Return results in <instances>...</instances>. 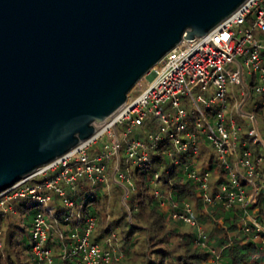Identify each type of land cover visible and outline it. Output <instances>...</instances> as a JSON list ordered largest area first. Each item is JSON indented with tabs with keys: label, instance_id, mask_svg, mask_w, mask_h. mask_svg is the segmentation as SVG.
Segmentation results:
<instances>
[{
	"label": "built area",
	"instance_id": "obj_1",
	"mask_svg": "<svg viewBox=\"0 0 264 264\" xmlns=\"http://www.w3.org/2000/svg\"><path fill=\"white\" fill-rule=\"evenodd\" d=\"M253 76L257 79L255 91L264 95V0H245L206 34L192 39L183 38L146 75L148 81L144 88L130 93L108 120L96 124L91 137L0 192V217L7 219L10 213H16L15 199L32 198L44 206V211L35 214L31 229L36 264H56L54 248L48 243L59 241L64 261L110 264L114 256L122 255L119 253L118 236L113 234L107 238V245L94 241L95 218L88 217L84 227L80 228L81 215L78 214L75 219L78 224L73 227V212L61 217L54 213L50 205L53 195H58L66 208L75 209L67 188L76 190L77 181L86 176L94 184L102 182L108 185L112 177L126 188L127 196V185L133 183L129 167L126 170L120 167L121 152L126 163L138 167H151L154 164L152 152L160 145L164 146L174 164L179 163L182 155L196 162L204 155L200 143L202 135L228 171L230 181L222 184L215 196H211L209 178L212 171L206 160L195 167L185 164L186 176L200 184L199 195L206 203L223 200L227 207L240 204L244 211L243 229L250 232V224L254 225L256 231L250 234V238L261 243L264 250V227L248 210L256 199L258 186L254 175L263 157L255 159L250 150L239 151L242 125L235 116L248 117L250 136L254 142L262 141L253 113L244 111L250 94L248 78ZM227 78L231 83L243 86L242 98L235 95L232 102L229 100ZM183 99L192 103L191 109L183 106ZM164 104L168 106L167 110L163 108ZM148 116L157 118L158 127L148 131L144 137H132L134 130ZM95 146L99 149L92 154L91 149ZM154 175L159 178L160 172L156 171ZM36 177L44 179L32 183ZM155 195L161 196L158 189ZM161 204L167 207L164 200ZM183 210L174 216L197 226L201 243L205 244L206 234L192 216L188 202ZM210 250L213 253L211 260L218 264L220 252L214 248Z\"/></svg>",
	"mask_w": 264,
	"mask_h": 264
},
{
	"label": "water",
	"instance_id": "obj_2",
	"mask_svg": "<svg viewBox=\"0 0 264 264\" xmlns=\"http://www.w3.org/2000/svg\"><path fill=\"white\" fill-rule=\"evenodd\" d=\"M244 1L0 0V192L91 137L165 54Z\"/></svg>",
	"mask_w": 264,
	"mask_h": 264
},
{
	"label": "trees",
	"instance_id": "obj_3",
	"mask_svg": "<svg viewBox=\"0 0 264 264\" xmlns=\"http://www.w3.org/2000/svg\"><path fill=\"white\" fill-rule=\"evenodd\" d=\"M256 81V76L248 78L250 94L244 107L249 105L247 113H253L262 141L254 142L249 134V121H242L244 116H235L242 125L239 151L250 150L255 159L263 157L255 169L254 181L258 186L256 199L248 210L264 227V95L255 91ZM158 125L156 117L148 116L138 127L140 133L136 137H144ZM200 143L204 155L196 162L182 155L179 163L174 164L163 145L152 152L154 164L151 167L126 163L125 156L120 153V167H129L133 183L127 185L129 192L125 199L126 188L112 177L108 185L102 182L94 184L85 176L77 181L76 190L67 188L75 209L66 208L58 195H53L52 204L58 209L56 215L61 217L69 211L73 212L71 225L74 227L79 223L80 228L84 227L88 217H94L92 238L102 245H107L106 239L116 234L122 255L114 256L110 264H215L211 260V248L220 252L218 264H264L262 244L250 238L256 227L250 224V232L243 229L244 211L241 205L227 207L223 200L206 203L199 195L200 184L186 176L185 164L195 167L206 160L212 171L209 178L211 196H215L222 184L230 181L228 171L202 135ZM98 149L95 146L91 153H96ZM156 171L160 172L159 178H155ZM43 179L36 177L31 181L34 183ZM156 189L160 197L155 195ZM161 200L165 201L167 207L161 204ZM34 201L28 197L15 199L16 213H10L7 219L0 217V264H36L32 243H26V238H31L33 218L38 211H42ZM186 202L191 205L192 216L198 225L203 227L205 244L201 243L197 226L174 216L184 211ZM75 213L81 215L78 223ZM48 245L54 248L56 264H74L69 259H62L60 241L49 242Z\"/></svg>",
	"mask_w": 264,
	"mask_h": 264
},
{
	"label": "rangeland",
	"instance_id": "obj_4",
	"mask_svg": "<svg viewBox=\"0 0 264 264\" xmlns=\"http://www.w3.org/2000/svg\"><path fill=\"white\" fill-rule=\"evenodd\" d=\"M147 81H148V78H147L146 76H145V78H142L141 82L138 83V84L136 85V87L132 90L131 93L134 94V93L139 92L142 88H144V86L146 85ZM226 88H227L228 98H229V100L231 101V99H233V97H234L235 95L238 96V97L240 96V92H241L243 86L238 85V84L231 83V82H230V79L227 78ZM199 92H200V91H199ZM248 104H250V101H249ZM183 106L186 107L187 109H191V108H192V103H191L188 99H183ZM163 108H164L165 110H167V109H168V106H167L166 104H164V105H163ZM248 110H249V105H246V106L244 107V111L247 112ZM248 119H249L248 117H244V119H242V121L245 120L246 122H248V121H249ZM139 133H140V129H139V128L135 129V130H134V133L132 134V137H136V136H137L136 134H139ZM121 153L124 155L123 152H121ZM123 169L126 170L127 167L125 166V167H123ZM34 202H35V201H34ZM35 203H36V202H35ZM37 204H38V207H39L42 211H44V206H43L42 204L38 203V202H37ZM50 205H51V207L53 208L54 213H56V212L58 211V209H57L55 206H53L52 202H51ZM75 214H76L75 216L78 215V213H75ZM202 228H203V227H202ZM26 243H27V244H31V243H32V239H31L30 237H27V238H26Z\"/></svg>",
	"mask_w": 264,
	"mask_h": 264
},
{
	"label": "bare ground",
	"instance_id": "obj_5",
	"mask_svg": "<svg viewBox=\"0 0 264 264\" xmlns=\"http://www.w3.org/2000/svg\"><path fill=\"white\" fill-rule=\"evenodd\" d=\"M143 78H145V76H144ZM141 80H142V79H141ZM141 80H140L138 83H140V82H141Z\"/></svg>",
	"mask_w": 264,
	"mask_h": 264
}]
</instances>
